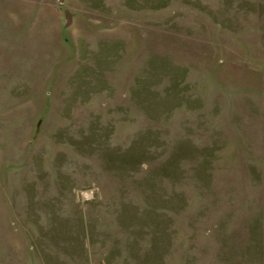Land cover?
<instances>
[{
  "label": "rangeland",
  "instance_id": "obj_1",
  "mask_svg": "<svg viewBox=\"0 0 264 264\" xmlns=\"http://www.w3.org/2000/svg\"><path fill=\"white\" fill-rule=\"evenodd\" d=\"M0 264H264V0H0Z\"/></svg>",
  "mask_w": 264,
  "mask_h": 264
}]
</instances>
